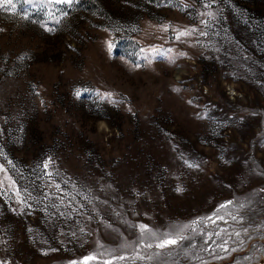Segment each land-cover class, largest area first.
Here are the masks:
<instances>
[{
	"label": "rangeland",
	"instance_id": "1",
	"mask_svg": "<svg viewBox=\"0 0 264 264\" xmlns=\"http://www.w3.org/2000/svg\"><path fill=\"white\" fill-rule=\"evenodd\" d=\"M73 262L264 264V0L0 7V264Z\"/></svg>",
	"mask_w": 264,
	"mask_h": 264
},
{
	"label": "snow or ice",
	"instance_id": "2",
	"mask_svg": "<svg viewBox=\"0 0 264 264\" xmlns=\"http://www.w3.org/2000/svg\"><path fill=\"white\" fill-rule=\"evenodd\" d=\"M58 2L65 3V4H71L72 0H58ZM5 3H7L10 6L12 4V0H0V7H3ZM48 30L51 31V29H48ZM185 35H189V33L180 32L177 35V39H179L180 36H185ZM76 94L79 95V92H77ZM175 243H176L175 240H168L165 243L160 244L159 247L163 248L165 246V244H175ZM88 259H94V257H86L85 258V260H88ZM73 264H75V262H73Z\"/></svg>",
	"mask_w": 264,
	"mask_h": 264
}]
</instances>
